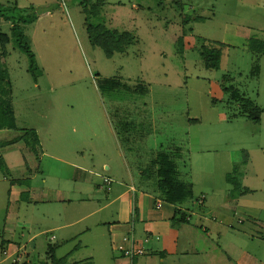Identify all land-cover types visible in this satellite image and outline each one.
Wrapping results in <instances>:
<instances>
[{"label": "rangeland", "instance_id": "obj_1", "mask_svg": "<svg viewBox=\"0 0 264 264\" xmlns=\"http://www.w3.org/2000/svg\"><path fill=\"white\" fill-rule=\"evenodd\" d=\"M0 2L36 15L21 28L39 71L35 81L27 54L10 37L1 63L16 129L0 132V141L32 129L46 151L36 159L28 148L21 150L37 170L31 186L40 200L25 201L27 192L14 201L0 175L1 264H10L19 247L33 259L21 261L50 264L48 245L56 246L58 257L79 242H111L107 222L115 204L94 211L108 194L95 173L106 175L109 166L116 177L137 180L138 166L150 168L159 151L174 158L180 179L190 185L192 211H199L196 199L203 193L229 192L245 194L242 201H250L254 216L264 219V188L247 192L245 184L255 185L250 179L241 183L242 177L264 178V53L250 48L253 41L264 42V0ZM111 30L133 39L108 55L103 44L112 43ZM0 32L11 36L10 24L1 21ZM202 46L220 50L217 68L206 66ZM231 86L246 100L233 101ZM1 151L21 156L17 147ZM64 161L87 167L86 180H74L89 201L76 195L60 200L75 183L74 168ZM11 170L13 177L27 176L24 166ZM214 206L207 204V217ZM238 216L231 217L237 242H249L242 231L264 237L262 223L248 230L247 218L242 215L241 224ZM5 247L8 258L1 253ZM80 248L77 254L86 251ZM255 250L264 257L262 247Z\"/></svg>", "mask_w": 264, "mask_h": 264}, {"label": "crops", "instance_id": "obj_2", "mask_svg": "<svg viewBox=\"0 0 264 264\" xmlns=\"http://www.w3.org/2000/svg\"><path fill=\"white\" fill-rule=\"evenodd\" d=\"M15 129H2L0 132ZM12 138L0 141V151L1 148L3 149L7 146L17 147L20 149L21 156L16 157L14 151L9 152L8 155L5 152L3 153V151L0 152L10 169V175L8 177L1 176V179L8 182L9 196H12L14 201L21 200L22 196L27 192L31 193V196L28 195L26 199L24 198L25 201L40 200L38 197L35 198L34 186H31L37 170L28 164L27 160L31 158H27L21 152L22 149L26 148L23 140L2 145L4 141ZM20 142H23L24 146L15 145ZM28 151L32 154L31 157L35 156L34 158L36 159H38L39 154L46 155L45 148H43L40 140L37 153ZM64 162L74 168L73 180L75 178H79L77 180H86L85 177L88 176L87 167H84L80 162ZM13 166L18 168H23L24 166V170H26L24 172L27 176L13 177L11 170ZM138 169V179L130 178L131 182L125 181L119 174L116 177L117 172L111 171V173L110 170L112 168L109 166L107 167L108 173L106 175L95 173L96 176L102 178L108 194L106 202L102 206L95 208L94 211L115 204L111 216L112 221L107 222V232L111 242H79L80 245L76 243L72 249H69L67 254H62V256L58 257L64 259L68 264H264L263 254L261 255L255 250V248L261 247L264 250V237H259L248 231H242L241 234L247 237L249 242H237L238 232L231 231L233 227L231 217L237 214L240 215L237 218L238 223L243 224L242 215L247 218L245 222L249 224L248 230H252L254 225H260V223L264 225V219H260L262 218L260 215L258 217L254 216L252 212L256 210V207L249 205L250 201H242L245 194L232 195L229 192L228 194L223 192V195H219V193L212 195L208 193L206 195L202 192L204 199L201 203H197L201 207V209L199 207L197 213L190 209L189 202L179 206L183 215H187L188 218L186 219L176 212L174 205L166 203L160 198L159 192L154 185L155 179H153V176H148L143 172L145 167L140 165ZM77 170L87 174L84 176L82 173L80 174L81 177L76 176ZM105 177L110 179L108 184L104 181ZM247 178L244 179L242 177L241 183L244 181L247 183L250 179V182L255 185V188L251 189L249 185L245 184L244 188L247 192H252L261 187L264 188V178L256 175L247 176ZM11 180L19 181L11 183ZM77 180H74L75 183H73L71 193L68 190H63L66 196L60 198L62 202L71 201L72 195H76V199L80 202L89 201L88 197H86L85 189H81L78 186ZM25 183H30L28 189L23 187ZM97 185L98 188H102L101 185ZM41 191H44V187ZM156 200L161 201L160 208L155 207ZM241 202L244 204H241ZM207 204L209 206L215 205V212L211 210L213 213L211 217H207L205 214L207 213L206 210H208ZM84 216L86 215H82L79 218ZM195 217L197 220H194ZM206 221L208 223H205ZM129 232L145 249L143 255L136 256L132 260L120 255L114 249V245L120 240L121 236ZM80 247H83L86 251L77 254L81 250ZM5 248L8 249V247ZM26 253L27 257L30 258V252Z\"/></svg>", "mask_w": 264, "mask_h": 264}, {"label": "trees", "instance_id": "obj_3", "mask_svg": "<svg viewBox=\"0 0 264 264\" xmlns=\"http://www.w3.org/2000/svg\"><path fill=\"white\" fill-rule=\"evenodd\" d=\"M15 10L17 9L13 5L3 4L0 2V21L10 24L11 34V36H9L6 33L0 32V130L16 128L14 111L10 99V81L6 75L4 65L1 63V61H3L8 54L6 45L9 43L10 37L14 41L15 45L27 54L29 59L28 71L33 75V79L35 81L39 72L34 53L31 50L26 35L21 28V24L32 22L36 18V15H33L31 18L24 10ZM108 33L109 37L112 39V43L110 44L105 42L103 44L105 52L108 55L112 54L114 51H123L124 47L131 43L133 39L128 32L116 34L113 30H111L108 31ZM252 43L250 44V48L252 50L264 53V42L253 41ZM199 54L204 59L207 67L217 68L219 66L220 50L218 48L206 49L202 46ZM230 90V98L233 101L246 100L241 97V94L237 89L231 86ZM253 113L256 114V120V118H258V113L255 110H253L251 114ZM23 131L24 132H22V134L13 137L10 140L4 141L2 145H8L17 142L18 140H23L25 147L28 148V150L33 153H37L39 140L36 132L32 129H25ZM143 172L148 176H153V179H155L154 185L159 192L160 198L166 203L174 205L176 207V212L183 218L187 219V215H183L179 206L185 205L189 200H191L193 192L190 185L180 179L177 164L174 158L168 152L159 151L151 160L150 168L145 167ZM0 175L3 177H8L10 175V169L8 168L2 155H0ZM15 181L19 180H11V183H14ZM244 190L245 188H243V191ZM203 199L204 196L201 195L196 199V203H198V200L202 202ZM55 247L56 246L48 245L46 249V253L50 259V264H68L64 261V259L55 256Z\"/></svg>", "mask_w": 264, "mask_h": 264}, {"label": "built area", "instance_id": "obj_4", "mask_svg": "<svg viewBox=\"0 0 264 264\" xmlns=\"http://www.w3.org/2000/svg\"><path fill=\"white\" fill-rule=\"evenodd\" d=\"M104 181L106 182V184H108L110 182V179L105 177ZM200 202L201 201L198 200V203H200ZM155 207L156 208L161 207V201L160 200L155 201ZM53 238H54V236L52 235L50 237V239H53ZM22 247H23V249H25V246H22ZM20 249L21 248L19 247L14 252L16 257L10 258V264H29V260L21 261V257L22 256L27 257V253L26 252L19 253ZM114 249L120 255L127 257L130 260H132L136 256H140V255H143L145 253L144 246L142 244H139L136 241L135 237L133 236V234L131 232L122 235L120 240L118 242H116V244L114 245ZM1 253H2V255L7 256V258L10 257V255H11V254H9V249H6V248H3ZM0 264H1V262H0Z\"/></svg>", "mask_w": 264, "mask_h": 264}]
</instances>
